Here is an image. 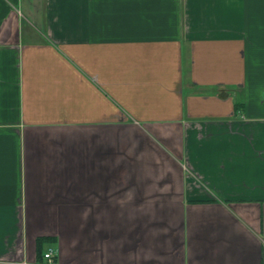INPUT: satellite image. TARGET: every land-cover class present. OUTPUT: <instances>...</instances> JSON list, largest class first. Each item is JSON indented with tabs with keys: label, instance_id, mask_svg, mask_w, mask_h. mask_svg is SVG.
I'll use <instances>...</instances> for the list:
<instances>
[{
	"label": "crops",
	"instance_id": "obj_1",
	"mask_svg": "<svg viewBox=\"0 0 264 264\" xmlns=\"http://www.w3.org/2000/svg\"><path fill=\"white\" fill-rule=\"evenodd\" d=\"M50 249L264 264V0H0V264Z\"/></svg>",
	"mask_w": 264,
	"mask_h": 264
},
{
	"label": "built area",
	"instance_id": "obj_2",
	"mask_svg": "<svg viewBox=\"0 0 264 264\" xmlns=\"http://www.w3.org/2000/svg\"><path fill=\"white\" fill-rule=\"evenodd\" d=\"M44 262L38 264H56L54 259V251L52 249L48 250L44 255Z\"/></svg>",
	"mask_w": 264,
	"mask_h": 264
},
{
	"label": "trees",
	"instance_id": "obj_3",
	"mask_svg": "<svg viewBox=\"0 0 264 264\" xmlns=\"http://www.w3.org/2000/svg\"><path fill=\"white\" fill-rule=\"evenodd\" d=\"M44 240H45V239H39V240H38V244L41 245V243H43ZM38 257H39L40 262H42V261L44 260L42 254H41V252L38 254Z\"/></svg>",
	"mask_w": 264,
	"mask_h": 264
}]
</instances>
